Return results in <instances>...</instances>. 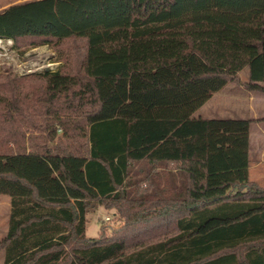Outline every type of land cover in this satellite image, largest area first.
Here are the masks:
<instances>
[{
	"label": "trees",
	"instance_id": "16d2710c",
	"mask_svg": "<svg viewBox=\"0 0 264 264\" xmlns=\"http://www.w3.org/2000/svg\"><path fill=\"white\" fill-rule=\"evenodd\" d=\"M53 1L0 10L17 47L80 44L0 73L2 264H264L251 120L193 116L227 83L264 91V0ZM95 205L123 224L86 235Z\"/></svg>",
	"mask_w": 264,
	"mask_h": 264
},
{
	"label": "rangeland",
	"instance_id": "374dc122",
	"mask_svg": "<svg viewBox=\"0 0 264 264\" xmlns=\"http://www.w3.org/2000/svg\"><path fill=\"white\" fill-rule=\"evenodd\" d=\"M33 1L34 0H0V10L11 4L25 3L26 12L34 17L36 21H41L43 18L42 6H45L48 9H53L55 7L53 0H46L40 5L35 4ZM87 1L92 3L96 2V0ZM71 42V40H66L58 47L49 43L39 45L25 44L17 47L10 39L0 38V73L7 70L21 75H28L35 72H42L44 70H55L64 64L65 56L71 55V53L73 55L78 53L76 51L80 48V44ZM71 46L75 51L71 52ZM238 75L240 80H247L248 68L244 67L241 69L238 72ZM227 85L234 86L233 84ZM216 97L218 96H215L213 100L207 102L206 106L197 109L193 113V116L202 114L211 117H239L238 114L240 113H237V110L234 108V101L230 97L223 100L221 99V101ZM223 110H228L229 112L223 113ZM61 134L62 131L58 129V135L60 136ZM139 166L140 165L136 166V169L140 168ZM171 168H173V166L169 167V169ZM250 178L259 182L258 184L264 188V164L256 169H252L250 171ZM140 185L141 187H144L145 184L144 182H141ZM7 203V197L0 196V232L3 217L5 220L4 222L7 225ZM86 217V235L94 237H98L101 232H105L106 234L110 233L122 225L124 221L114 208L107 209L100 205L93 206L87 212ZM144 225L145 222L140 224V228L134 227L133 229L135 231L137 229L141 230ZM135 226H137V224H135ZM1 236L0 233V240L3 238ZM1 253H3L2 250H0V264H2Z\"/></svg>",
	"mask_w": 264,
	"mask_h": 264
},
{
	"label": "crops",
	"instance_id": "0c3cea01",
	"mask_svg": "<svg viewBox=\"0 0 264 264\" xmlns=\"http://www.w3.org/2000/svg\"><path fill=\"white\" fill-rule=\"evenodd\" d=\"M247 80L241 79V81H247ZM227 84H233L234 86L232 85L228 86ZM227 84H226L227 87L225 85L222 88L223 90L221 89L222 91L219 90L217 92H214L212 96L200 108H202L203 106H206L207 102H209L210 100H213L215 96H218L216 98L220 101L221 99L223 100V99L230 97L234 101V108L237 110V113H240L238 114L239 117H221V116L211 117V116H206L202 114H199L198 116H195V117L245 118V119L251 120L250 125H249L250 163L248 167V173H249V178H250V171L264 164V91L247 89L244 86L237 85L234 83H227ZM262 85H264V83ZM216 94H219V95H216ZM227 112L229 111L223 110V113H227ZM0 196H5L8 199L7 210H8V215H9V211H10L9 198L6 195H0ZM4 221L5 220L3 217V222H2L1 232H0L2 235L1 237H4L7 232V225L5 224ZM7 224H8V216H7ZM1 257H2V263H3V253H1Z\"/></svg>",
	"mask_w": 264,
	"mask_h": 264
}]
</instances>
